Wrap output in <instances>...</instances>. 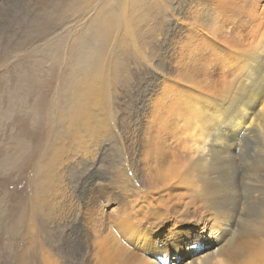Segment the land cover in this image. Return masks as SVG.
Masks as SVG:
<instances>
[{"label": "bare ground", "instance_id": "bare-ground-1", "mask_svg": "<svg viewBox=\"0 0 264 264\" xmlns=\"http://www.w3.org/2000/svg\"><path fill=\"white\" fill-rule=\"evenodd\" d=\"M58 1L39 9L40 18L53 13ZM178 1L189 8L181 16L184 33L178 40L169 33L150 47L130 27V0H117L115 10L100 9L94 17L104 18L102 33L91 59L80 56L87 63L71 75L67 125L79 138L94 134V126L103 133L110 129L118 76L112 58L127 51L135 76H145L135 79L131 119L124 123L137 157L130 166L140 182H129L121 159L119 182L107 183L125 205L95 223L86 239L76 223L69 224L62 248L73 264H264V5ZM32 81L40 82L26 76L8 89L9 112L21 113L17 104ZM115 150L124 156L123 148ZM55 162L49 164L48 182L58 179ZM47 194L37 197L32 215L57 226L63 215H54ZM56 257L42 264H59Z\"/></svg>", "mask_w": 264, "mask_h": 264}, {"label": "rangeland", "instance_id": "rangeland-1", "mask_svg": "<svg viewBox=\"0 0 264 264\" xmlns=\"http://www.w3.org/2000/svg\"><path fill=\"white\" fill-rule=\"evenodd\" d=\"M116 1L59 0L53 13L40 18L41 8H50L54 0H7L4 3L0 0V264H42L41 260L53 261L57 255L59 264H73L66 257V248H62L68 243L65 234L69 224L76 223L86 239L95 223L100 225L104 216L125 205L120 194L113 192L108 184V181H118L121 159H125L124 171L129 182L139 185L138 173L131 168L132 158L137 160L129 147L131 131L124 128V123H130L134 83L138 77L145 76H135L133 59L127 51H118L112 58L118 76L114 95L110 96L113 101L110 129L103 133L102 127L94 126V134L79 138L67 125L71 75L81 64L87 63V59L81 62L80 56L91 59L102 33L104 18L94 17L100 9H104L103 12L115 10ZM259 2L264 5V0ZM178 4V0H130L129 23L140 44L154 46L169 33L178 40L185 30L180 21L186 18L181 16L186 15V12L183 14L185 8L189 10L188 6ZM82 39L88 42L87 46ZM99 49L102 58V46ZM31 75L42 84L32 81L28 93H23L17 104L21 106V113L9 112L8 89L12 90L18 81ZM49 78H52L50 82ZM22 86L25 88L26 84L23 82ZM157 87L159 85L153 88L154 98L159 95ZM2 125L6 128H1ZM120 136H123L122 141L118 139ZM118 147L123 148L121 158V152L115 150ZM53 159L56 161L54 172L59 176L48 182V167ZM110 167L113 178L109 179ZM46 192L54 215H63L58 217L62 221L57 226L47 221L44 225L39 216L32 215L37 197ZM123 192L131 194L128 189ZM117 201H121L120 204ZM41 254L48 255L43 258L45 255Z\"/></svg>", "mask_w": 264, "mask_h": 264}]
</instances>
